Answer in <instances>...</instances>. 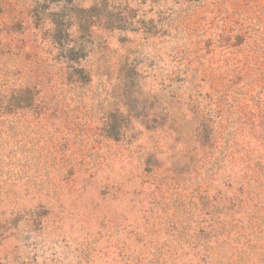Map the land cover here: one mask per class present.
<instances>
[{
  "label": "rangeland",
  "instance_id": "1",
  "mask_svg": "<svg viewBox=\"0 0 264 264\" xmlns=\"http://www.w3.org/2000/svg\"><path fill=\"white\" fill-rule=\"evenodd\" d=\"M259 191L264 0H0V264H264Z\"/></svg>",
  "mask_w": 264,
  "mask_h": 264
},
{
  "label": "trees",
  "instance_id": "2",
  "mask_svg": "<svg viewBox=\"0 0 264 264\" xmlns=\"http://www.w3.org/2000/svg\"><path fill=\"white\" fill-rule=\"evenodd\" d=\"M231 125L233 126V123L229 121L228 125L225 126L223 134L226 135V138L222 136L225 142L229 141L227 137L229 132L227 130ZM245 183L248 187L251 185V181H246ZM227 189H231V187L227 185ZM253 190H255V188H253ZM260 193L261 191L252 195L248 194L245 198H233L237 196L236 194H233L232 198L227 194L224 195L225 197H222L219 201L223 208L222 211L218 212L220 217L219 220L212 221V219L215 220L214 213L210 215L209 219H206L202 228L207 243L211 245L217 244L221 249L220 251L237 254L240 256L241 260H251L256 248L254 243L264 240V237L260 234L258 228L251 220L252 215H254L258 208V204L264 203V198H262L263 200H258ZM239 195H244L243 186L239 187ZM240 205H242L241 208H246V212L244 215L237 216L236 213L239 212L238 207ZM259 253L262 257L260 261L264 262V249L261 248Z\"/></svg>",
  "mask_w": 264,
  "mask_h": 264
}]
</instances>
